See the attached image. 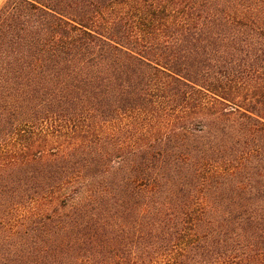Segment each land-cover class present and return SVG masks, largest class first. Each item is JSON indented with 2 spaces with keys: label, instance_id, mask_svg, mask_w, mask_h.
Returning <instances> with one entry per match:
<instances>
[{
  "label": "trees",
  "instance_id": "trees-1",
  "mask_svg": "<svg viewBox=\"0 0 264 264\" xmlns=\"http://www.w3.org/2000/svg\"><path fill=\"white\" fill-rule=\"evenodd\" d=\"M0 264H264V0H5Z\"/></svg>",
  "mask_w": 264,
  "mask_h": 264
},
{
  "label": "rangeland",
  "instance_id": "rangeland-1",
  "mask_svg": "<svg viewBox=\"0 0 264 264\" xmlns=\"http://www.w3.org/2000/svg\"><path fill=\"white\" fill-rule=\"evenodd\" d=\"M4 1H5V0H0V7H1V5L3 4Z\"/></svg>",
  "mask_w": 264,
  "mask_h": 264
}]
</instances>
